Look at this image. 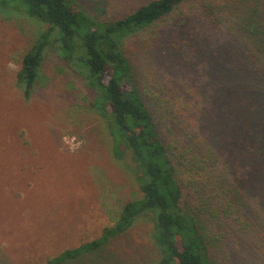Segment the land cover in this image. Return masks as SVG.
<instances>
[{
  "label": "rangeland",
  "instance_id": "rangeland-1",
  "mask_svg": "<svg viewBox=\"0 0 264 264\" xmlns=\"http://www.w3.org/2000/svg\"><path fill=\"white\" fill-rule=\"evenodd\" d=\"M74 1L94 17L93 0ZM107 1L104 19L149 0ZM234 1L239 0H185L123 41L163 139L198 154L204 145L219 144L215 132L221 125L213 119L222 117L221 106L236 83H229L234 69L228 51L235 55L233 43L243 44L235 33L240 16ZM245 1L264 10V0ZM181 20L187 23L186 37ZM46 26L23 11L0 7V264H39L93 240L113 224L126 201L141 196L130 153L115 157L111 134L89 107L81 78L50 46L30 97L23 98L16 72ZM177 172L181 175L179 167ZM189 179L185 199L208 240L212 264H264V204L249 200L246 215L255 224L239 233L212 214L217 202L203 174ZM152 225L151 216L143 215L99 248L62 264H154L160 252Z\"/></svg>",
  "mask_w": 264,
  "mask_h": 264
},
{
  "label": "trees",
  "instance_id": "trees-1",
  "mask_svg": "<svg viewBox=\"0 0 264 264\" xmlns=\"http://www.w3.org/2000/svg\"><path fill=\"white\" fill-rule=\"evenodd\" d=\"M184 1L149 0L123 16L104 19L110 10L107 0L91 1L94 17L86 15L74 0H0V7L23 11L47 24L22 55L16 72L23 98L30 97L45 49L50 46L81 78L89 107L111 134L115 157L130 153L141 191L139 198L123 204L116 220L103 227L99 237L64 248L39 264L76 259L148 214L153 222L151 238L160 252L154 264H212L208 240L185 199L188 178L198 173L214 191L212 200L217 203L211 205L212 214L239 233L253 228L255 223L246 215L249 200L264 204V10L256 2H233L240 16L235 33L243 44L233 43L236 56L232 49L228 51L234 69L229 83H236L221 106L222 117L213 119L221 125L220 131H212L220 133L219 144L216 149L204 145L205 152L198 154L191 147L183 149L163 139L123 49L126 38L153 25ZM186 24L181 20L178 26L185 37ZM214 151L220 155L214 156Z\"/></svg>",
  "mask_w": 264,
  "mask_h": 264
}]
</instances>
